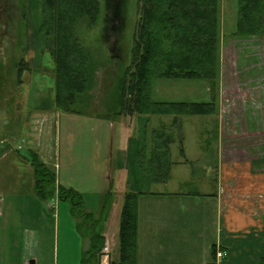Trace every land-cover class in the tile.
I'll return each mask as SVG.
<instances>
[{
    "label": "rangeland",
    "instance_id": "obj_1",
    "mask_svg": "<svg viewBox=\"0 0 264 264\" xmlns=\"http://www.w3.org/2000/svg\"><path fill=\"white\" fill-rule=\"evenodd\" d=\"M101 2L104 6L105 0ZM28 3V0H0V127H10L11 131L0 130V264H22L25 257L29 261L36 257L35 264H81L82 253L90 246V239L82 237L77 227L82 219L74 217L70 201H61L57 197L41 200L37 196L34 187L39 167L34 162L37 160L34 154L55 172L56 185L73 188L85 195L84 208L91 214L89 223L97 220V231L104 233L116 201L113 195L111 201L105 202L108 184L104 182V176L110 172L113 181L116 177L117 124L116 130L102 128L99 132H90L89 128L82 127L96 119L42 109V101L52 96L51 68L54 64L43 41L41 43L40 37L33 36L35 22L32 15L30 19L24 18ZM238 3L239 0H220L219 113L212 123L209 122L210 126L219 123V130L214 136L209 134L203 138L201 134L208 120L201 118L198 122L187 116L182 118V125H171L176 140L180 139L171 146L173 158L179 156L182 141L187 157L192 160L188 165L192 173L184 177L188 184L177 187L172 182V186L153 187L142 183L145 192L199 190L198 181L203 176L212 178L216 171L213 166L207 170L206 164L216 165L218 150L226 166L240 162L264 169V36H234ZM125 4L121 41L114 39L120 30L114 24L117 13L112 14V28L104 36V9L99 22L92 28L85 27L80 33L81 41L95 50L98 60L102 62L99 59L102 56L112 59L96 74L89 109L92 118L96 112L105 113L104 104L106 100L109 102L112 81L120 73V64L128 66L131 61L133 35L140 16L139 3L138 0H125ZM22 58L29 62L30 70L24 72L23 82L19 83L15 66ZM153 96L164 101L211 100L207 83L201 80L155 79ZM120 116L130 123L133 117H138ZM168 119L172 121L173 117ZM115 122L118 123V119ZM132 124L138 133L137 120ZM85 130L90 134L82 132ZM72 131L78 134L74 141ZM37 147H43L44 152L36 150ZM4 149L8 153L2 155ZM111 166L112 169H108ZM144 174L141 172L140 176L143 178ZM121 203L117 200V205ZM117 207L120 219L121 208ZM82 228L86 233L85 227ZM118 231L119 221L113 238L115 252L110 254L112 262L118 257Z\"/></svg>",
    "mask_w": 264,
    "mask_h": 264
},
{
    "label": "trees",
    "instance_id": "obj_2",
    "mask_svg": "<svg viewBox=\"0 0 264 264\" xmlns=\"http://www.w3.org/2000/svg\"><path fill=\"white\" fill-rule=\"evenodd\" d=\"M28 2L24 18L30 19L32 15L35 22L33 36L40 37L54 64L51 68L54 78L52 96L42 101V109L91 117L90 99L94 97L92 91L96 74L112 59L102 56L99 58L102 62L98 60L95 50L83 44L80 33L85 27H94L101 19L104 9V36L112 28V14L117 13L114 24L120 30L114 39L116 38L115 42L121 41L126 15L125 0H105L104 6L101 0ZM138 3L140 16L133 35L130 64H120V73L112 81L109 102L106 100L104 104L105 113L96 112L93 117L115 122L122 114L162 118L171 116L174 126L180 124L185 116L216 117L219 113L217 103L221 81L220 0H138ZM234 36H264V0H239ZM28 63L25 58L16 63L19 83L23 82L21 77L24 72L30 70ZM155 79L205 81L211 100L198 102L154 99ZM147 123L148 120L142 135L143 145H138L135 163L140 168L143 160L148 158L146 138H149L154 145L149 155V161L154 164L151 175L154 180H160L159 169L165 165L166 172H169L173 164L170 161V146L175 141V135H166L169 131H165V124L161 122L162 126L153 130L149 136ZM180 147L183 154V144ZM34 155L37 157L34 162L39 167L36 170L37 196L41 200L57 197L61 201H70L74 217L82 219L77 225L81 236L90 239L89 248L82 253L81 264H100L106 238L102 232L97 231V220L89 223L91 214L84 208V195L73 188L56 185L55 172L37 154ZM127 160L129 166L132 161L130 151ZM137 184L139 182L130 181L123 197L118 231V257L114 261L116 264H138L137 204L139 196L146 192ZM113 195L115 196L111 184L106 192L105 202L111 201ZM103 207L106 208L104 205ZM216 255L217 250L214 249L213 262L210 264H216Z\"/></svg>",
    "mask_w": 264,
    "mask_h": 264
},
{
    "label": "crops",
    "instance_id": "obj_3",
    "mask_svg": "<svg viewBox=\"0 0 264 264\" xmlns=\"http://www.w3.org/2000/svg\"><path fill=\"white\" fill-rule=\"evenodd\" d=\"M169 117L171 116L163 118L147 115L133 117L132 123L137 120L138 133L135 132L136 126L123 116L117 118L118 123L90 117L96 121L85 123L82 127L89 128L90 132H99L102 128L116 130L115 124H117L119 145L115 167L116 177L113 181L110 172L109 175L106 173L104 176V182L108 184L105 192L113 183V191L116 196L113 209L109 214V224L103 233L111 252H115L116 248V241L113 238L116 236L115 227L119 221L117 211L119 207L117 206L120 208L122 206V203L117 205V200L120 199L123 202L130 181L139 182L138 186L147 183L148 186L153 187L159 185L168 187L172 182L177 187L188 184L187 178L184 177L192 173V170L188 168L192 160L187 157L188 154L184 147L183 154L180 148L179 156L173 158L172 145L170 146V161L173 164L169 172H166L165 165L164 168L159 169L160 180H154L151 175L154 164L149 161V155H151L154 145L149 138H146L148 158L143 160V166L140 168L135 163L139 150L138 145H143L141 142L146 128V120H148L147 132L149 136L153 130L162 126L161 122L165 124V131L167 129L169 131L166 135H171L173 129ZM201 118L208 120L201 134L203 138L209 134L214 136L219 130L218 119L215 120L218 124L215 125L214 122L210 126L209 122L212 123L215 117H194L198 122L201 121ZM183 122L182 119L180 125ZM8 128L10 129V127ZM8 128L0 127V130L11 133ZM89 131L82 132L88 135ZM179 133L183 135L180 131ZM77 136L76 131L71 132L73 141ZM179 140H176L175 137L172 144ZM38 149L44 152L43 147H37L36 150ZM3 151L2 155L8 153L5 149ZM129 151L132 161L128 166ZM111 158H113V153H111ZM206 166L207 170H210L209 166H213L216 171L213 172L212 178L203 176L198 181L199 190L197 191L158 190L139 196L137 204L138 264H210L214 258L213 250H217V248L223 249L226 256L222 262L217 263L216 261V264H262L264 261V169H256L254 165L240 162L235 163L234 166H226L221 161V151L219 150L216 165H211L209 162ZM108 169H112V166ZM141 172L146 174L143 178L140 176ZM215 173L216 175H214ZM189 178L192 179V176ZM34 258L35 261H33L36 263L38 260L36 257ZM31 261L25 257L22 264H30Z\"/></svg>",
    "mask_w": 264,
    "mask_h": 264
},
{
    "label": "built area",
    "instance_id": "obj_4",
    "mask_svg": "<svg viewBox=\"0 0 264 264\" xmlns=\"http://www.w3.org/2000/svg\"><path fill=\"white\" fill-rule=\"evenodd\" d=\"M110 254H111L110 248L108 247V245H105V247L101 251V256H100L101 264H111ZM225 256H226V252L221 248H217V255H216L217 263L222 262Z\"/></svg>",
    "mask_w": 264,
    "mask_h": 264
},
{
    "label": "water",
    "instance_id": "obj_5",
    "mask_svg": "<svg viewBox=\"0 0 264 264\" xmlns=\"http://www.w3.org/2000/svg\"><path fill=\"white\" fill-rule=\"evenodd\" d=\"M30 264H35V262L32 260ZM111 264H116V262L113 261Z\"/></svg>",
    "mask_w": 264,
    "mask_h": 264
}]
</instances>
